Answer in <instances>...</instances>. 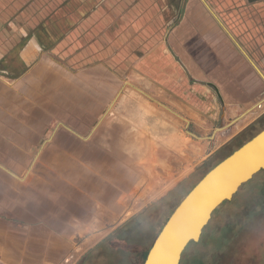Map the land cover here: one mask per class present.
<instances>
[{"label":"crops","instance_id":"0c3cea01","mask_svg":"<svg viewBox=\"0 0 264 264\" xmlns=\"http://www.w3.org/2000/svg\"><path fill=\"white\" fill-rule=\"evenodd\" d=\"M13 1L0 264L97 251L264 129V0Z\"/></svg>","mask_w":264,"mask_h":264},{"label":"rangeland","instance_id":"374dc122","mask_svg":"<svg viewBox=\"0 0 264 264\" xmlns=\"http://www.w3.org/2000/svg\"><path fill=\"white\" fill-rule=\"evenodd\" d=\"M13 2V0H0V66L5 60L11 62L13 57L14 50L12 48L8 49V46H11L14 41L15 27L19 30H23L26 27L24 23H14ZM23 4H25V8L22 12H25L29 6V2L27 1ZM22 20L23 22L28 21ZM43 34L38 37L39 40H41ZM32 35L28 33L22 34L21 37L19 35L18 41L20 45L24 46L28 43ZM2 69L3 66L0 67V73H2ZM218 156L224 157L225 154L221 153ZM216 159L217 157L213 162L205 165L187 186H182L183 190L176 194L169 207L154 210V215L151 216L150 220H143L140 223L127 227L106 246L101 247L95 252H89L85 256L73 259L71 264H144L148 251L174 209L186 196L190 188L212 167ZM256 177L258 178L253 181L256 186H259L263 177L259 175ZM254 188L253 185L247 186L242 190L241 194L239 193L234 198L233 202L229 201L218 210L217 221L213 220L215 222L204 229V234L202 233L199 241L191 242L187 246L183 253L184 256H182L183 260L181 259L182 263L180 264H264V213L257 215L241 235L236 238L233 237L227 243L225 249L218 250L211 246L213 238L218 235V232L222 228L218 219L226 212L240 209L242 207L241 204L244 203V200L248 196L249 199L251 196H255L256 191Z\"/></svg>","mask_w":264,"mask_h":264},{"label":"water","instance_id":"95a60500","mask_svg":"<svg viewBox=\"0 0 264 264\" xmlns=\"http://www.w3.org/2000/svg\"><path fill=\"white\" fill-rule=\"evenodd\" d=\"M264 169V129L211 168L174 209L144 264H180L191 242L200 240L213 213Z\"/></svg>","mask_w":264,"mask_h":264},{"label":"trees","instance_id":"16d2710c","mask_svg":"<svg viewBox=\"0 0 264 264\" xmlns=\"http://www.w3.org/2000/svg\"><path fill=\"white\" fill-rule=\"evenodd\" d=\"M259 133V132H258ZM256 132L249 131L246 135H245V139L244 136L243 138H240V141L235 143L233 145V148H229L230 150H225L224 152H222V154L225 156L221 157L218 156L216 161L214 162V164L212 165L211 168H213L215 165H217L219 162H221L224 158H226L228 155H230L234 150L238 149L240 146H242L245 142L249 141L251 138H253L256 134H258ZM210 168V169H211ZM208 169V171L210 170ZM207 171V172H208ZM206 172V173H207ZM205 173V174H206ZM204 174V175H205ZM203 175V176H204ZM262 176L263 178L261 179V184L259 186L255 185V182L253 180H256V176ZM202 176V177H203ZM202 177L199 179V181L202 179ZM198 181V182H199ZM197 182V183H198ZM196 183V184H197ZM195 184V185H196ZM193 185L190 190L195 186ZM254 190L256 191L255 196H251V198L246 200H244V203L241 204L242 207L240 209L234 210L233 212H226L225 214H223L224 218H222L223 216L220 217V219H218L220 226L222 227L220 229V231L218 232V235L216 237L213 238L211 246L217 248L218 250H223L226 248L227 243L234 237H238L239 235H241L243 233V231L250 226V223L257 217V215L264 213V169L261 170L260 172H258L253 178L252 180H250L249 182L243 184L241 186V188L239 189V191L234 195V197L229 200L230 202L234 201V198H236V196L240 193H242V190H244L247 186H252ZM260 187V190H259ZM189 190V191H190ZM188 191V192H189ZM187 192V193H188ZM260 194V196H259ZM229 201L224 202L214 213L212 216L211 221L209 222V226L214 223L217 219V213L218 210L220 208H222L226 203H228ZM154 213H149L146 212L145 214H142L141 217L137 218L135 221L130 222L129 224H127L118 234L122 233L127 227H130L132 225H134L135 223H140L143 220H150L151 216H153ZM141 218V219H140ZM217 221V220H216ZM242 221H244V223H242ZM207 225V226H208ZM207 226L205 227V229L207 228ZM204 234V232H203ZM149 252V251H148ZM184 256V255H183ZM183 260V258H182ZM182 263V261H181Z\"/></svg>","mask_w":264,"mask_h":264}]
</instances>
